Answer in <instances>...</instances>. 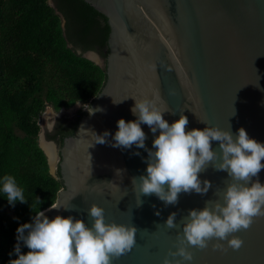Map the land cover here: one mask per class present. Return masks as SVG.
Wrapping results in <instances>:
<instances>
[{
    "label": "water",
    "instance_id": "95a60500",
    "mask_svg": "<svg viewBox=\"0 0 264 264\" xmlns=\"http://www.w3.org/2000/svg\"><path fill=\"white\" fill-rule=\"evenodd\" d=\"M85 1L108 17L109 53L103 57L93 50L76 52L105 68L106 80L84 109L75 134L65 138L60 148L51 141L58 157L54 167L63 181L55 204H69V209L48 208L45 215L73 216L91 227L88 211L96 204L105 209L106 223L136 227V246L113 264H163L165 257L172 264H264V217L256 218L249 230L234 234L244 241L238 251H213V240L205 250L189 247L194 255L191 262L168 256L170 250L177 251V233H182L189 210H202L209 200L223 202L231 182L227 173L209 166L200 174L201 180L212 183L206 195L182 193L177 205L165 206L154 194L141 195L139 180L135 190L132 185V178L147 175V151L135 145L111 146L117 122L135 121L131 108L135 99L142 98L164 102L175 113L164 115L169 124L183 113L189 120L186 131L210 126L231 130L235 136L243 127L250 138L264 143V0ZM58 13L64 27L65 18ZM80 107L78 102L70 111ZM92 108L103 111L90 115ZM141 127L147 135L146 148L152 149L159 132L154 135L147 125ZM105 131L111 133L109 142L95 144L96 134ZM42 137L39 144L56 177ZM212 148L218 151L219 142L213 141ZM259 180L264 184V169ZM173 212L177 228L169 229L166 221ZM221 243L227 247L226 241Z\"/></svg>",
    "mask_w": 264,
    "mask_h": 264
},
{
    "label": "clouds",
    "instance_id": "9594fccd",
    "mask_svg": "<svg viewBox=\"0 0 264 264\" xmlns=\"http://www.w3.org/2000/svg\"><path fill=\"white\" fill-rule=\"evenodd\" d=\"M98 111L103 109L92 108L89 114ZM131 112L137 119L117 122L118 131L112 137L115 143L111 146L131 149L135 145L147 151V175L132 178L134 190L139 180L141 195L154 194L165 206L177 205L182 193L206 195L212 183L201 180L200 174L209 166L226 172L231 181L223 192L222 203L209 200L202 210H189L182 221V233H177V251L170 250L168 256L191 262L194 255L188 248L205 250L213 240L216 241L212 245L213 251L240 250L244 241L234 234L249 230L256 218L264 217V184L259 180V173L264 169V143L250 138L243 127L235 136L231 130L210 126L186 131L188 117L181 113L177 121L169 124L164 115L175 113L162 101L135 99ZM142 124L147 125L154 135L159 132L152 149L146 148L147 135ZM110 135L107 131L103 135L96 134L95 144L108 143ZM213 141L219 142L218 151L213 150ZM135 154L139 155V152ZM2 191L13 207L17 202L27 203L23 189L13 176L3 177ZM53 209L68 210L69 204H51L49 211ZM88 215L93 221L91 227L73 216L57 215L49 219L42 211L35 214L32 223L22 224L17 229L15 254L18 259L10 260L8 264H113L136 246V227L106 223L105 209L96 204L91 205ZM176 217L175 212L168 216L166 226L169 229L177 228ZM223 241L227 242V247L221 243ZM21 242L29 249L27 254L21 253ZM163 264H172V260L165 257Z\"/></svg>",
    "mask_w": 264,
    "mask_h": 264
},
{
    "label": "trees",
    "instance_id": "16d2710c",
    "mask_svg": "<svg viewBox=\"0 0 264 264\" xmlns=\"http://www.w3.org/2000/svg\"><path fill=\"white\" fill-rule=\"evenodd\" d=\"M53 1L55 7L48 0H0V264L18 259L17 229L51 208L63 188L59 170L56 177L51 174L39 144L43 113L80 102L81 118L106 80V69L76 49L107 57L108 17L85 0ZM61 121L48 134L60 146L77 129V122L65 127ZM5 175L23 189L26 204L8 203ZM20 246L27 254L29 249Z\"/></svg>",
    "mask_w": 264,
    "mask_h": 264
},
{
    "label": "rangeland",
    "instance_id": "374dc122",
    "mask_svg": "<svg viewBox=\"0 0 264 264\" xmlns=\"http://www.w3.org/2000/svg\"><path fill=\"white\" fill-rule=\"evenodd\" d=\"M48 1L50 3L54 4L53 0H48ZM80 109H82V107H80L77 110L70 111L71 110V108H70V109H67V111L64 113V115L63 114L62 115L65 117H68V118H74L75 116L78 115ZM50 112H52V114L47 115ZM58 113L59 112L54 111V109L52 107H48L41 117V122H40L42 125L41 134L43 135V137H42L43 140L45 139L47 142H51L48 140L47 134H48V132L53 131V129H54L53 124L56 121V116ZM58 115L60 116L61 114H58ZM54 170H55L54 172L57 174V171H58L57 167H56V169L54 167Z\"/></svg>",
    "mask_w": 264,
    "mask_h": 264
},
{
    "label": "flooded vegetation",
    "instance_id": "af4514ba",
    "mask_svg": "<svg viewBox=\"0 0 264 264\" xmlns=\"http://www.w3.org/2000/svg\"><path fill=\"white\" fill-rule=\"evenodd\" d=\"M89 105H90V104L86 105V106L83 108V111H84V109H85L86 107H89ZM54 111H55V110H54ZM84 114H85V113H84ZM84 114L82 115V117L84 116ZM63 115H64V114H63ZM63 115H60V116H59V115L57 114V116H56V121H55V123L53 124L54 129H53V131L48 132V134L54 132V130L56 129V127H61L60 121H61L62 119H64V121H61V122H63V125H64L65 127H69V126L72 127V124L75 123V122H77L76 127H78L79 120H81V118H82V117L79 118V117H78L79 115L75 116L74 118H68V117H65V116H63ZM40 125H41V123H40ZM48 134H47V138H48ZM39 137H40V136H39ZM48 140H49V141H54V140H50L49 138H48ZM41 142H42V141H41ZM54 142L58 144L59 148L61 147L57 141H54ZM47 143H48V142H47ZM41 144H42V143H41ZM44 149H45V147H44ZM58 150H59V149H58ZM56 175H57V174H56Z\"/></svg>",
    "mask_w": 264,
    "mask_h": 264
},
{
    "label": "bare ground",
    "instance_id": "6f19581e",
    "mask_svg": "<svg viewBox=\"0 0 264 264\" xmlns=\"http://www.w3.org/2000/svg\"><path fill=\"white\" fill-rule=\"evenodd\" d=\"M49 114H52V112L48 113L47 115ZM41 143H42V146L45 147V150L46 152L48 153L50 159L52 160L53 162V168L55 165H57V161H58V157H57V152H56V148H55V145L51 142H48L43 138L41 139Z\"/></svg>",
    "mask_w": 264,
    "mask_h": 264
}]
</instances>
